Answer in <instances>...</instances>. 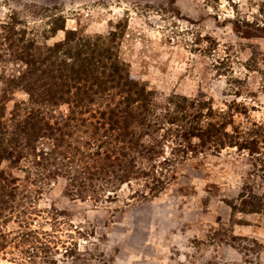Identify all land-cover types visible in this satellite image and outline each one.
Returning <instances> with one entry per match:
<instances>
[{"label":"rangeland","instance_id":"rangeland-1","mask_svg":"<svg viewBox=\"0 0 264 264\" xmlns=\"http://www.w3.org/2000/svg\"><path fill=\"white\" fill-rule=\"evenodd\" d=\"M11 18L18 34L48 46L63 40V31L51 37L61 25L91 37L119 25L120 58L150 90L204 97L213 108L237 102L247 110L237 121L264 127V0H0L1 39ZM21 67L2 60L0 77ZM9 99L7 118L27 96L14 90ZM248 169L245 155L227 149L175 166L156 198L132 199L131 184L97 204L65 197L58 179L36 199L28 227L12 219L2 229L32 235L18 248L9 237L0 264H264V214L229 207ZM28 246L37 258L25 263L19 251Z\"/></svg>","mask_w":264,"mask_h":264},{"label":"trees","instance_id":"trees-1","mask_svg":"<svg viewBox=\"0 0 264 264\" xmlns=\"http://www.w3.org/2000/svg\"><path fill=\"white\" fill-rule=\"evenodd\" d=\"M10 20L1 27L0 61L22 67L0 77V249L9 237L17 248L28 242L32 233L2 229L12 219L28 227L36 199L58 179L72 201L113 202L131 184L138 186L131 198L145 200L164 191L175 166L227 149L245 155L249 168L232 214H264V127L237 121L246 116L242 104L221 109L204 97H160L121 60L119 25L93 37L61 25L51 37L63 31V40L48 46L18 34ZM14 90L27 100L7 118ZM36 250L19 252L27 263Z\"/></svg>","mask_w":264,"mask_h":264}]
</instances>
